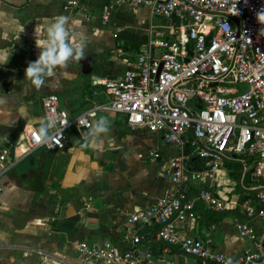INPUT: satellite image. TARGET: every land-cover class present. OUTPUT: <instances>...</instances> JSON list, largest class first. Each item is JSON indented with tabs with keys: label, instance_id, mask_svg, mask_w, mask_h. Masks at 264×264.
Returning a JSON list of instances; mask_svg holds the SVG:
<instances>
[{
	"label": "crops",
	"instance_id": "crops-1",
	"mask_svg": "<svg viewBox=\"0 0 264 264\" xmlns=\"http://www.w3.org/2000/svg\"><path fill=\"white\" fill-rule=\"evenodd\" d=\"M61 15L68 18L72 45L86 40L85 56L91 57L92 70L83 74L80 63L71 60L37 89L25 78V68L37 59V45L43 44L49 26ZM149 28L169 36L166 19L142 5L121 6L106 0H0V135L1 150H8L7 169L0 174V264H90L82 261L79 242L110 239L123 246L128 225L123 212L145 208L168 185L160 162L179 154L180 148L147 128L129 127L122 114L109 108H98L91 119L94 126L105 118L110 128L96 138L95 147H81L92 126H70L63 148L37 147L21 153L24 134L32 127L38 129L43 118L42 96L56 93L60 105L72 115L106 103L103 79H118L132 66ZM152 150L160 153L155 161L149 159ZM225 160L240 163L236 176ZM246 164L242 177L237 159H224L212 177H188V189L209 187L230 208L218 211L197 203L191 217L173 224L180 236L209 240L212 250L233 257L264 239L260 217L245 215L242 209L245 200L252 206L257 202L255 192L248 188L251 160L246 159ZM236 181L241 190L234 187ZM202 210L221 216L208 221ZM235 218L247 220L254 236L240 237ZM141 232V247L153 254L150 264H200L158 240L154 226Z\"/></svg>",
	"mask_w": 264,
	"mask_h": 264
},
{
	"label": "built area",
	"instance_id": "built-area-1",
	"mask_svg": "<svg viewBox=\"0 0 264 264\" xmlns=\"http://www.w3.org/2000/svg\"><path fill=\"white\" fill-rule=\"evenodd\" d=\"M106 1L146 6L151 14L166 19L169 36L149 28L132 66L118 79H103L106 103L72 115L60 105L56 93L42 96L43 118H54L55 126L46 142H39L37 129L30 128L24 134L21 153L37 147L52 151L63 148L66 129L90 128L98 108L122 114L131 128L158 133L165 142L176 144L180 152L160 162L161 174L169 181L163 192L145 208L123 212L128 220L124 245L110 239L95 244L79 242L82 261L150 264L153 254L141 247V230L154 226L158 240L195 257L200 264H264V239L233 257L212 250L209 240L182 237L173 227L191 217L197 203L218 211L230 208L229 202L209 187L188 189L185 182L189 176L212 177L224 159H237L242 164V177L246 159H250L248 188L255 192L257 202L252 206L245 200L242 209L245 215L260 217L264 236V24L256 19L264 10V0ZM237 81H245L248 89L235 96L220 95L234 93L235 87L223 83ZM241 113L244 116L238 118ZM7 155L3 148L0 174L7 169ZM192 156L205 159V168L190 169ZM158 158L157 150L149 152L150 160ZM234 227L240 237L254 236L247 220L235 218Z\"/></svg>",
	"mask_w": 264,
	"mask_h": 264
},
{
	"label": "clouds",
	"instance_id": "clouds-1",
	"mask_svg": "<svg viewBox=\"0 0 264 264\" xmlns=\"http://www.w3.org/2000/svg\"><path fill=\"white\" fill-rule=\"evenodd\" d=\"M256 19L264 24V10L257 13ZM67 24V17L62 15L56 17L47 30V39L42 45H37L40 50L37 59L30 61L25 68V78L37 89L45 86L46 80L53 77L58 68L66 69L71 60L80 61L85 56L86 40H81L74 47L71 43L72 37ZM55 123L54 118H42L37 129L36 139L39 142H46L49 139V130L55 126ZM109 131L108 121L105 118H100L86 133L81 147H95L96 138L101 134H107Z\"/></svg>",
	"mask_w": 264,
	"mask_h": 264
},
{
	"label": "trees",
	"instance_id": "trees-1",
	"mask_svg": "<svg viewBox=\"0 0 264 264\" xmlns=\"http://www.w3.org/2000/svg\"><path fill=\"white\" fill-rule=\"evenodd\" d=\"M226 165H232L233 169L230 171L231 175L234 177L236 176L238 172V168L240 167V163L238 161L234 160H225L224 161ZM188 167L191 169H204L205 168V159L200 158L198 156L191 157L190 160L188 161ZM202 216L208 221H216L218 218H220L221 213L220 212H215V211H209L208 213L204 212L202 210Z\"/></svg>",
	"mask_w": 264,
	"mask_h": 264
},
{
	"label": "water",
	"instance_id": "water-1",
	"mask_svg": "<svg viewBox=\"0 0 264 264\" xmlns=\"http://www.w3.org/2000/svg\"><path fill=\"white\" fill-rule=\"evenodd\" d=\"M226 16L229 18L235 19L234 17H232L230 15H226ZM78 62L80 63V70L83 74H90L91 73L92 65H91V57L89 55L84 56V58ZM223 84H224V86H227V87H235L236 91L234 93L220 94L222 96H235V95H237L241 92H244L245 90L248 89V84L245 81H237L234 83H223ZM240 116H244V114L243 113L238 114V118ZM192 128H193V126L191 125V129ZM2 138L3 137L0 135V150L2 147V144H1Z\"/></svg>",
	"mask_w": 264,
	"mask_h": 264
},
{
	"label": "rangeland",
	"instance_id": "rangeland-1",
	"mask_svg": "<svg viewBox=\"0 0 264 264\" xmlns=\"http://www.w3.org/2000/svg\"><path fill=\"white\" fill-rule=\"evenodd\" d=\"M234 185H235L234 187H236L239 190H241V186H240V183L238 181H236Z\"/></svg>",
	"mask_w": 264,
	"mask_h": 264
}]
</instances>
